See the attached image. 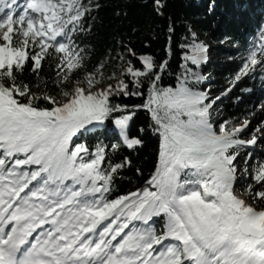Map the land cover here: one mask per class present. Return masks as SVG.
<instances>
[{
	"label": "trees",
	"instance_id": "1",
	"mask_svg": "<svg viewBox=\"0 0 264 264\" xmlns=\"http://www.w3.org/2000/svg\"><path fill=\"white\" fill-rule=\"evenodd\" d=\"M42 1L55 16L46 27L50 38L45 42L36 29L25 27L17 13L8 20L7 34L14 47L25 37L26 44L14 52L4 44L0 54V95L13 107L6 120L24 117L19 127L23 139L8 150L15 166L37 176L48 163L49 173L68 185L72 199L98 216L113 209L131 222L148 221L159 243L182 236L175 212L188 227L190 217L199 228L197 235L206 239H211V228L232 230L238 223L235 203L220 177L227 160L238 158L231 148L236 137L226 133L215 138L205 146L209 156L202 162L181 152L168 130L175 112L204 127L206 106L183 102L182 94L199 90L194 80L207 79L208 70L235 82L241 64L205 63L206 51L195 47L191 36L199 31L212 42H227L235 48L224 49L223 55L245 59L264 31V0ZM38 19L42 17L34 16ZM124 61L122 80L129 82L128 88L119 94L110 88L98 96L95 114L70 118L67 106L51 102L88 78H116ZM260 94L264 97V60L234 95L216 104L226 123L231 120L229 132ZM181 107L196 110L187 115ZM244 154L241 165L250 174L239 186H250L256 205L264 209V151L249 148ZM164 160L167 170L159 185ZM188 170L215 181L214 190H204L220 195V205L177 195L186 186Z\"/></svg>",
	"mask_w": 264,
	"mask_h": 264
},
{
	"label": "rangeland",
	"instance_id": "2",
	"mask_svg": "<svg viewBox=\"0 0 264 264\" xmlns=\"http://www.w3.org/2000/svg\"><path fill=\"white\" fill-rule=\"evenodd\" d=\"M30 5L26 4V6H22L21 9V17L25 19L24 25L29 29H36L37 35L42 37V39L46 42L49 36L45 33V27L47 20L52 17L44 16L41 20L38 19L35 21L34 16L42 17V15L49 10V7L44 5L41 0H34ZM29 7L31 8L28 9ZM0 24V51L3 50L4 44L9 46V50L11 52L23 49L26 44L25 41L27 37H25L20 46L14 47L11 45V37L7 34L8 20L0 18ZM256 38L258 41L256 40L254 42L251 54L247 58L243 59L242 56H239V54H236L234 58H230L222 54L224 49L235 48L227 42H212L199 31H196V35L191 36V42L195 45V47H203V49L208 53V58L211 59V65L215 62L225 61H236L241 62V64L239 65V70L236 72L237 80L235 82L226 80L216 69H213L212 72L208 70L205 76L207 79L199 78L194 80L195 84L200 86L199 91H187L182 94V98L180 99L181 101H190L192 104L201 103L203 106H206L207 110L203 115L206 122L204 127L197 128L194 119L187 120L180 114H177L178 112H175L173 114L174 117L172 126L168 130L169 134L179 141L181 152L190 154L192 157H198L201 161H205L208 158V156L204 154L205 146L212 143L215 138L226 133H231L238 139L237 142L231 145L232 152L235 155H238V158L237 160H231L230 158L227 160L228 165L222 173L220 181L225 183L227 187L231 189L234 203H238V201L241 202L243 200L242 202L245 205L244 210L252 220H256L258 217H263L264 219V209H261L256 205L254 194L250 186L246 187L243 191H240L237 185L240 184L243 179L248 178L250 174L249 169L241 165L246 158V154H244V152L249 148H257L258 150L264 151V97H261L256 101L257 106L252 110L250 115L243 116L239 120H234L232 124L233 127L230 132L228 131L227 125L231 122V120L226 123L224 115L220 109L216 108V104L217 102L222 101V98L228 99L230 96L234 95L236 90L247 80L248 75L254 70V68L264 60V32L261 38L259 36ZM13 58L15 57L13 56ZM125 66L126 62L124 61L118 76L114 79L96 81L92 78H88L86 82L76 85L71 93L64 94L60 97L53 96L50 100L57 107L67 106L66 116L70 118L79 117L81 114H95L98 109L95 99L98 96L104 95V93L110 88L113 89L114 94H119L121 91H125L128 88L129 82L122 80V73ZM119 84H121V86H119ZM220 97L221 99H219ZM5 103L7 104L6 100ZM84 103L88 105L87 108L91 111L89 114L85 113L83 110L82 105ZM7 108L8 110L11 108L9 103ZM180 110L185 112L187 115H192L196 109L181 107ZM6 114L7 111H3L0 114V120H2L3 116ZM17 122L20 123L19 119L15 122L13 121L12 125L10 123H0V167L2 168V171L7 176L10 175L9 178L11 182L20 186L22 191L27 190L30 186V190H34L38 185H40L43 189H52L55 187L57 182L58 184H61L63 191H67V185L60 182L57 174L50 175L47 172H42L37 177L32 178L28 171H21L17 168L10 159L9 154L5 153L7 150H13L15 148L14 143H16L17 140L15 139V136H11V133L12 130L18 128L19 124H17V126L14 125V123ZM47 167L48 166H46V168ZM257 176L258 175L256 174V177ZM184 183L186 186L179 187L177 190V195L180 198H197L220 205L222 198L220 195L215 192L207 193L204 190V186L214 190L216 188L214 180H207L206 178L199 177L193 170H188L184 178ZM51 198L54 202L61 203L59 199L54 198V195ZM64 204H66V202ZM82 209V218L80 221H77V223L82 224L88 221L89 224L93 212L86 207H83ZM106 212V224L101 231L103 233L108 231L112 234L113 238L119 239L118 244H121L122 241L126 239L133 241L134 237H136L134 241L139 243L141 247H145V245L152 244L154 242L151 235H149L151 228L150 224L135 223L131 222L129 219L123 220L119 212L115 214L110 211ZM188 222L190 225V231L186 232L184 235V238L187 241L185 244H181L185 248L188 245L187 242L191 239L193 234L198 232L197 224L190 217L188 218ZM88 224L87 229L90 231L96 227V221L92 226H89ZM238 230V226L236 225L230 232L227 233V235H229V237L232 236L233 238H237L241 235L240 233L237 235ZM202 238V235L198 237L199 240ZM215 244L214 249H206L204 257L199 263L193 262L190 260V256H188L176 262V264H219L220 259L224 256V253L227 252V248L223 244ZM257 244L264 246V238ZM205 245H209V241H206ZM174 246V243L165 245V247H171V249H173ZM130 247L133 248L132 245H130ZM237 247L234 249V253L236 255H238V252H240V254L242 252L240 249V247H242L241 244ZM121 250L122 249L120 248V250L116 251L121 252ZM173 251L174 253L177 252L175 250ZM180 251L184 256L185 250L182 249ZM227 255L225 256L228 257ZM230 263L235 264L232 261Z\"/></svg>",
	"mask_w": 264,
	"mask_h": 264
},
{
	"label": "bare ground",
	"instance_id": "3",
	"mask_svg": "<svg viewBox=\"0 0 264 264\" xmlns=\"http://www.w3.org/2000/svg\"><path fill=\"white\" fill-rule=\"evenodd\" d=\"M0 96V108H3L6 106L5 103V99ZM83 110L85 113H90L91 111L87 108V104L84 103L83 105ZM254 127V126H253ZM31 187V186H30ZM30 187L28 188V190L30 189ZM49 190V189H48ZM243 201V200H242ZM238 201V208L242 209V211L245 212L244 208L245 205L243 204V202ZM22 208L26 209L30 214H35L38 215V208L37 206H35L32 201H28V199L24 202V204H21ZM250 218V216H249ZM252 220V219H251ZM254 221V224L256 225V227H258L259 229L264 231V219L263 217H258L256 220H252ZM53 222V221H52ZM62 227L65 228V230L67 231V234L71 235L74 237L73 241H77L78 239H80V236L82 234V230H84V228H82V226L76 222H74V219H71L70 217H67L66 219H64V221L62 222ZM95 234V233H94ZM102 234L101 229H99V231H97V233L95 234V238L92 239L93 241H95L96 239H98L100 237V235ZM220 241L223 242V245L227 247V252H225V255H227L228 257H226L225 255L220 259L219 264H231L230 262H234V263H239L242 264L243 263V253H245L244 249H251L252 247H255L257 243H259V239L257 238H253V237H247V236H243L242 234L239 235L237 238H233L231 237H225V236H219L218 237ZM53 240L54 236L53 234L51 235V233H48L45 236V240ZM242 239L244 240L245 244L241 245L242 247H240V249L242 250L241 254L240 252H238L236 255L234 253V249H236V247L240 244V240ZM118 241V240H117ZM117 241H115L113 243V245L117 244ZM238 248V247H237ZM264 254V253H263ZM259 264H263V262L259 263Z\"/></svg>",
	"mask_w": 264,
	"mask_h": 264
},
{
	"label": "water",
	"instance_id": "4",
	"mask_svg": "<svg viewBox=\"0 0 264 264\" xmlns=\"http://www.w3.org/2000/svg\"><path fill=\"white\" fill-rule=\"evenodd\" d=\"M237 214L238 226L242 234L248 237L261 239L264 237V231L256 227L253 221L242 211L235 208Z\"/></svg>",
	"mask_w": 264,
	"mask_h": 264
}]
</instances>
